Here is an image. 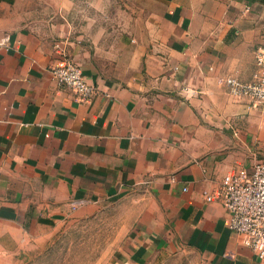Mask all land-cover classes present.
<instances>
[{
  "label": "crops",
  "instance_id": "0c3cea01",
  "mask_svg": "<svg viewBox=\"0 0 264 264\" xmlns=\"http://www.w3.org/2000/svg\"><path fill=\"white\" fill-rule=\"evenodd\" d=\"M260 47L264 0H0V264L116 208L112 264H258L216 194L264 158L260 107L228 85Z\"/></svg>",
  "mask_w": 264,
  "mask_h": 264
},
{
  "label": "built area",
  "instance_id": "2783aa9c",
  "mask_svg": "<svg viewBox=\"0 0 264 264\" xmlns=\"http://www.w3.org/2000/svg\"><path fill=\"white\" fill-rule=\"evenodd\" d=\"M256 61L258 70L253 79L245 82L232 78L228 85L234 95L257 103L264 119V47L257 50ZM52 72L61 85L83 100L95 93L96 88L87 82L81 66L73 61H65ZM251 165V169L225 174L216 195L229 213V228L256 255L258 264H264V158L256 159ZM214 198V194L208 195V200Z\"/></svg>",
  "mask_w": 264,
  "mask_h": 264
},
{
  "label": "rangeland",
  "instance_id": "374dc122",
  "mask_svg": "<svg viewBox=\"0 0 264 264\" xmlns=\"http://www.w3.org/2000/svg\"><path fill=\"white\" fill-rule=\"evenodd\" d=\"M125 211L112 209L92 217L67 233H61L40 255L28 264H112ZM166 264H190L189 258L169 259Z\"/></svg>",
  "mask_w": 264,
  "mask_h": 264
}]
</instances>
